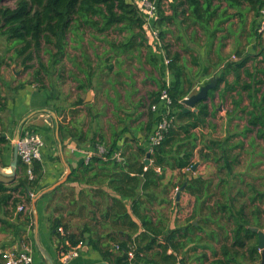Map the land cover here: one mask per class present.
Returning a JSON list of instances; mask_svg holds the SVG:
<instances>
[{"label": "trees", "instance_id": "16d2710c", "mask_svg": "<svg viewBox=\"0 0 264 264\" xmlns=\"http://www.w3.org/2000/svg\"><path fill=\"white\" fill-rule=\"evenodd\" d=\"M4 1L0 0V35L15 42L16 57L25 71H33L31 83H36L39 90H47L49 100L57 98L54 83L62 79L66 62L72 67L67 71L68 77L82 93L88 91L92 83H96L98 94L102 92L104 84L113 83L111 78L107 79V74L117 67L121 70L125 61H139L144 57L145 63L157 70L158 60L148 41L151 30L157 32L169 74L173 76L172 86L166 87L164 81L156 80L157 90L148 95V136L159 120V113L153 112L151 107L158 105L163 90L171 99L173 119L151 153L127 144L121 161L112 160L116 139L126 130L122 129L120 133L113 132L115 139L103 157L96 156L81 163L68 177L69 183L88 185L91 179L99 178V182H107V186L116 191L117 198H112L113 206L106 208L99 219L94 195L104 197L103 191L83 190L77 198L71 193L67 204L59 202V208L67 212L69 220L77 215L87 219L76 226V231H72L69 220L61 216L51 220L59 244V259L67 249L87 239L91 249L111 264H128L129 244L133 243L137 256H146L156 249V264H177L173 253L184 249L201 250L199 260L207 264H259L258 237L251 228L264 232V43L259 31L264 0H149L156 1L157 10L150 24L143 7L135 0H16L13 8L3 7ZM246 14H251V30L246 42L255 41L256 51L251 55L234 50L232 56L238 60L225 62L220 74L215 76L217 85L211 91L223 85L220 97L227 95L230 100L228 130L222 137H198L194 130L204 127L211 116L207 98L199 101L194 111L183 112L182 101L194 93L193 82L181 65V54L171 52L167 35L172 32L168 26L197 27L205 46H211L215 40L221 43L224 39L217 36L219 32L225 37L234 34L233 20L238 19L240 25ZM153 43L158 45L156 41ZM42 53L48 56L47 62L41 58ZM219 59L217 64L221 65L225 59L220 56ZM228 75L233 76L232 81L226 79ZM82 103L83 100L78 99L73 104ZM233 121L237 122L230 128ZM62 132L69 133L76 143L87 142V135L68 132L63 124L59 126L60 136ZM198 143L200 148H197ZM0 144H7L1 135ZM147 154L149 165L143 163ZM196 163L212 164L213 175L210 178L187 176L184 172L191 171ZM18 171L19 175L0 180V207L29 205L32 200L29 194L38 193L41 164L33 163L32 180L27 178L25 167L19 161ZM166 171L180 173L176 185L165 182ZM183 186V191L194 199L192 212L182 229L164 232L163 216L153 212L152 207L169 204L173 189ZM60 193L58 187L43 197ZM124 201L131 205L130 213L123 206ZM156 215L157 223L162 226L154 224ZM132 216L138 219L139 225ZM26 220L29 224V215ZM139 227L143 231L132 241L130 236ZM99 228L104 233H98ZM122 228L129 231L128 240L120 238ZM159 235H162L161 243L157 239ZM114 246L118 247L116 255ZM169 248L173 253L168 255ZM206 252L213 256L211 261Z\"/></svg>", "mask_w": 264, "mask_h": 264}, {"label": "crops", "instance_id": "0c3cea01", "mask_svg": "<svg viewBox=\"0 0 264 264\" xmlns=\"http://www.w3.org/2000/svg\"><path fill=\"white\" fill-rule=\"evenodd\" d=\"M233 23L234 34L225 37L223 32H219L217 36L224 37V39L221 40V43L215 40L211 46H205L197 27L186 24H179L176 27L173 25L168 26V29L172 32L167 35L169 44L172 47L171 52L178 51L181 54V65H184L185 73L192 79L194 91L219 75L225 62L228 64L238 60V58L232 56L234 50H243L244 53L251 55L255 53V41H251L250 44L246 42V36L251 30V14L245 15L242 24L239 25L238 19H234ZM242 25H244L243 29H241ZM243 31L246 32L242 34ZM148 41L152 45L154 55L158 60L157 70L146 64L144 57H141L139 61L135 59L125 61L120 66L121 70H118L117 67L107 74V79L111 78L113 83L104 84L102 92L98 94L96 83H92L90 89L82 93L75 89L76 83L68 77L69 73L67 71L71 70L72 67L70 63L66 62L65 72L63 77L61 76L62 79L55 81V78H53V81H55L54 88L58 94L54 100H49L47 90H39L36 83H31L32 79L28 77L24 80L22 78L21 74H27L29 71H25L21 61L14 56V49L3 56L0 55V135L7 140V144H0L2 151L0 153L1 166L7 168L12 160L13 144L17 133H19V137L27 133H35L43 139L41 159L38 161L42 166V179L37 188L38 193H32L33 197L29 205L25 203V212L17 211L20 204L16 208L12 206L0 207V251L8 249L23 240L29 245L33 259L32 264H48L34 242L35 226L32 201L37 199L35 203V212L38 217L37 241L39 246L51 258L53 264H111L96 251H93L89 245L87 251L82 248L78 257L68 263H61L58 257L59 244L51 227V220L61 216L68 221L67 212L59 208V202L63 201V205L67 204L71 193L77 198L78 193L83 190L90 193L94 191L105 193L104 197L96 193L94 195L96 215L99 219L106 208L113 206L112 198H117L116 191L109 188L107 182H99L98 178L95 181L91 179L89 185L84 182L80 184L76 182L69 183L66 180L65 183L58 186L61 190L58 196H48L46 198L43 196L49 192L43 195L42 192L47 191L60 181L67 173V168L70 169V176L81 163H87L96 156L103 157L105 150L110 147L115 139L113 132L120 133L122 129H126L116 139V147L111 155L112 160L121 161V153L127 151V144H133L147 150V136L149 134L146 131L148 124L147 110L149 107L148 95L157 90L156 80L164 81L168 77L170 85H173V76L169 74L165 63L167 61L165 52L160 46L155 45L154 40L151 38ZM10 45L12 46L11 43ZM229 55L231 59H227ZM219 56L221 59H225L221 65L217 64L220 62ZM226 79L232 81L233 76L228 75ZM46 84L49 85L50 83L46 82ZM64 87L68 90L63 91ZM222 90L223 85L217 91L208 93L206 103L211 116L207 118V124L204 127L194 130L196 136H204L205 138L222 137L226 134L229 122L227 111L230 109V100L227 95L224 98L220 97ZM88 93L89 97L87 96ZM60 96L63 97L61 100L63 105L57 104L60 101ZM78 99L83 100L82 105L73 104ZM139 102L141 104L138 105ZM160 109L161 107L158 106L156 112L159 113ZM191 110L194 111L195 108ZM235 122L237 121L230 124V128L235 125ZM61 124L68 132H81L87 135V142L76 143L67 132H62L60 136L59 126ZM200 147L201 144L198 143L197 148ZM17 167L15 176L19 175ZM200 168L202 170L209 168L211 171L205 176L198 171L197 176L210 178L214 173V167L210 163L198 165L197 169ZM184 173L187 176L189 175V172ZM92 175L90 173V177H93ZM3 179L8 180L0 175V180ZM100 179L102 178L100 177ZM179 180L180 173L178 171H166L165 182L171 181L176 185ZM178 192H180V189ZM193 204V197L181 191L178 197L176 196L174 200H170L169 204L155 205L152 210L153 212H160V215L163 216V231L170 232L184 227L192 212ZM123 206L130 213L131 205L129 202L124 201ZM90 208L92 209L91 204ZM28 215L31 220L29 224L26 220ZM157 216L154 218L155 225ZM86 220L84 216H73L69 220L72 231H76V226H80ZM132 220L139 225L137 218L132 216ZM122 230L120 238L128 240L126 236L129 235V231L127 228H122ZM142 231V228L139 227L130 236L131 240L135 241ZM59 233L63 234V232ZM98 233L102 234L104 231L99 228ZM149 235L154 237L151 234ZM157 239L161 243L162 235L157 236ZM133 244H129V251L133 252L130 264H156L155 261L158 260V257L154 256L156 249L148 252L146 256H137L135 255L136 247ZM113 250L115 251L114 255H116L118 247L114 246ZM201 252L199 249L197 251L184 249L178 253H173L172 249L169 248L166 254L173 253L177 264H181V262H183L182 264H207V261L202 262L199 260ZM206 254L208 261H211L213 256L209 252H206Z\"/></svg>", "mask_w": 264, "mask_h": 264}, {"label": "built area", "instance_id": "2783aa9c", "mask_svg": "<svg viewBox=\"0 0 264 264\" xmlns=\"http://www.w3.org/2000/svg\"><path fill=\"white\" fill-rule=\"evenodd\" d=\"M144 14L146 16L147 23L150 24L153 19L157 16V10L155 3H151L149 0H143L142 5ZM261 25L260 29H264V9L261 11ZM151 38L160 45V41L156 31L151 30ZM167 64V61H165ZM166 87H170V80L168 77L164 80ZM158 105H152L151 110L155 112L158 106L161 107L159 112V120L156 121L155 126L151 134L147 138V152L151 153L153 147L158 145L165 131L172 123L171 113H172V102L166 90L161 92L159 97ZM43 147V139L39 134L27 133L22 137H19L17 141V155L18 161L23 167H25V174L29 180L34 178L33 175V163L35 161H40L41 159V149ZM185 172H189L186 170ZM178 188L173 189L172 199L174 200L178 194ZM29 196L32 198L33 194L30 193ZM25 204H20L17 207V211L25 212ZM58 232H63L61 228L58 229ZM84 246L83 242H79L76 247L69 248L67 251L61 254L60 261L61 263H68L72 259L79 256L82 248ZM128 264H130L133 258V252L128 251ZM32 255L29 249L27 242L21 240L19 243H16L8 249H3L0 251V264H32Z\"/></svg>", "mask_w": 264, "mask_h": 264}, {"label": "water", "instance_id": "95a60500", "mask_svg": "<svg viewBox=\"0 0 264 264\" xmlns=\"http://www.w3.org/2000/svg\"><path fill=\"white\" fill-rule=\"evenodd\" d=\"M217 85V81L215 78L211 79L207 84H205L204 86H201L197 93L192 94L190 96H188L187 98H185L182 101V104L184 106L183 112H188L189 110H191L192 108H194L196 106V104L199 101L205 100L208 96V93L212 90L215 89ZM87 96L89 97V93L87 94ZM19 139V133H17L15 140H14V144H13V156H12V160L9 164V166L7 168L2 167L1 163H0V175L4 178L10 179L15 177V169L18 166V155H17V141ZM150 161H149V155L147 154L146 159L144 160V164L145 165H149ZM198 167V164L196 163L195 165H193V167L191 168V172L193 173V177L197 178V175H195V171ZM70 174V169L67 168V173L65 174V176L58 181L57 183H55L53 186H51L49 189H47V191H43L42 195L47 193V192H51L52 190H54L55 188H57L58 186L62 185L63 183L66 182L68 176ZM185 186V185H184ZM184 186L180 189V192L184 190ZM179 196V194L177 195V197ZM37 199H34L32 201V209L34 210V226H35V231H34V242L36 247L39 249V251L41 252V254L43 255V259L46 261V263L48 264H53V261L51 260V258L48 256V254L39 246V243L37 241V225H38V217H37V213L35 212V203H36ZM197 221L195 220L193 222L194 225H196ZM252 232L257 234L258 237V241H257V249L260 251V261L259 264H264V232L262 230H259L257 228H251ZM85 237L87 238V235H85ZM88 248V240L86 239L84 242V246H83V250L87 251ZM101 264H106V263H101Z\"/></svg>", "mask_w": 264, "mask_h": 264}, {"label": "rangeland", "instance_id": "374dc122", "mask_svg": "<svg viewBox=\"0 0 264 264\" xmlns=\"http://www.w3.org/2000/svg\"><path fill=\"white\" fill-rule=\"evenodd\" d=\"M15 2H16V0H5L1 5L3 7L13 8L14 5H15ZM135 2H137L139 5H142L143 0H135ZM154 3L156 4V1H154ZM259 31L261 32L262 42L264 43V29L263 30L259 29ZM10 43L12 44V46L10 45ZM14 45H15L14 41L10 42V41H8L6 39V37L0 35V55L1 56H3L6 53L10 52L11 49H14ZM14 56L16 57V55H14ZM41 58L43 59L44 62H47V60H48V56L43 54V53L41 54ZM13 62H14V57H13ZM32 73H33V71L29 70V72L27 74L26 73H22L21 75H22V78L24 80H26V78H28V77H29V79H32L31 78ZM66 89L68 90V88L64 87L63 91H67ZM54 91H56L55 88H54ZM197 91H198V89L196 91H194L193 94L197 93ZM62 98L63 97L60 96V101H58V103H57L58 105H63V103L61 101ZM198 171L200 172L201 175L205 176L208 173H210L211 170L209 168H205V170H202L201 168L200 169H196L195 175L197 174ZM188 176H193V173L191 171H189V175ZM178 193L180 194V192H178Z\"/></svg>", "mask_w": 264, "mask_h": 264}]
</instances>
